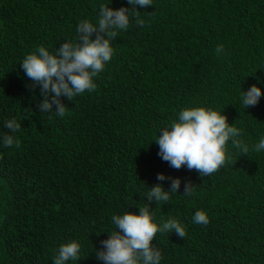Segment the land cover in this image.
<instances>
[{
	"label": "trees",
	"instance_id": "trees-1",
	"mask_svg": "<svg viewBox=\"0 0 264 264\" xmlns=\"http://www.w3.org/2000/svg\"><path fill=\"white\" fill-rule=\"evenodd\" d=\"M102 3L133 7L127 0H0V131H8L5 119L21 124L20 146L0 147V264H53L70 239L81 243L78 264H103L94 249L108 238L111 215L147 203L157 222L173 216L186 229L185 237L153 238L161 264H264V151L240 154L229 143L225 165L201 176L171 167L154 141L191 106L222 111L249 145L264 135V0H153L138 9L144 25L111 41L114 55L94 78L96 89L60 97L62 118L51 115L55 106L42 114L44 96L21 60L37 45L55 51L75 39L76 24L94 21ZM252 84L262 96L245 109L240 94ZM158 173L181 180L164 204L143 196L148 186L171 184ZM185 183L193 195H182ZM199 209L207 225L192 223Z\"/></svg>",
	"mask_w": 264,
	"mask_h": 264
},
{
	"label": "clouds",
	"instance_id": "clouds-1",
	"mask_svg": "<svg viewBox=\"0 0 264 264\" xmlns=\"http://www.w3.org/2000/svg\"><path fill=\"white\" fill-rule=\"evenodd\" d=\"M127 3L133 7L112 8L100 4L94 21L84 18L76 24L75 39L65 40L55 51L40 44L24 56L20 67L26 77L40 86L44 96L43 103L39 104L42 114H48V110L55 106L51 115L62 118L66 105L60 97L74 100L85 91L91 93L96 89L94 78L114 55L111 41L119 33L127 31L131 24L137 27L144 25L146 21L139 15L138 9L153 5V0H127ZM215 52L223 54L224 46L218 44ZM261 96V87L252 84L241 91L240 102L246 109L255 106ZM3 128L8 131H0V147L18 148L20 141L16 133L21 129L20 122L16 117L5 119ZM158 132L154 141L161 159L176 169L182 165L195 169L201 176H209L225 165L228 158L226 145L229 143L240 154H248L250 148L256 153L264 151V135L249 145L241 138L242 130L234 123L230 124L222 111L211 107H183L176 118L159 128ZM156 178L160 182L170 179L171 184L168 188L163 183L148 186L143 196L147 202H169L171 195L178 193L180 178L166 177L164 173H158ZM193 194V186L185 183L182 195ZM138 209V212L111 215L112 230L107 231L108 238L100 242L102 247L94 249L97 260L103 264H161V252L152 243L156 234L174 231L178 236L185 237V226L178 218L169 216L157 222L148 203L138 206ZM209 222L206 210L194 212L193 224L207 225ZM80 258V241L70 239L58 245L51 260L53 264H78Z\"/></svg>",
	"mask_w": 264,
	"mask_h": 264
}]
</instances>
